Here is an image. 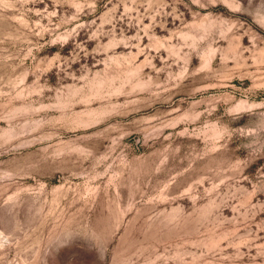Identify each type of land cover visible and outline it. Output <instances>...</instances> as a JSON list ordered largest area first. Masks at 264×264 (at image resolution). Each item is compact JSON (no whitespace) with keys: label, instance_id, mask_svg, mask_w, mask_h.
I'll return each mask as SVG.
<instances>
[{"label":"rangeland","instance_id":"374dc122","mask_svg":"<svg viewBox=\"0 0 264 264\" xmlns=\"http://www.w3.org/2000/svg\"><path fill=\"white\" fill-rule=\"evenodd\" d=\"M37 124L0 264H264V0H0V150Z\"/></svg>","mask_w":264,"mask_h":264},{"label":"bare ground","instance_id":"6f19581e","mask_svg":"<svg viewBox=\"0 0 264 264\" xmlns=\"http://www.w3.org/2000/svg\"><path fill=\"white\" fill-rule=\"evenodd\" d=\"M170 94L173 95L172 92ZM169 103V106L173 107L179 103V100L175 101L173 96ZM12 121L15 122L14 119ZM37 125L36 127L32 126L34 128L18 129L12 137L5 141V146L0 150V157L13 154L15 157H20L19 159L26 158L42 163L53 157L60 150H63L60 149L63 146L61 139L57 140L52 137L46 132L43 124Z\"/></svg>","mask_w":264,"mask_h":264}]
</instances>
